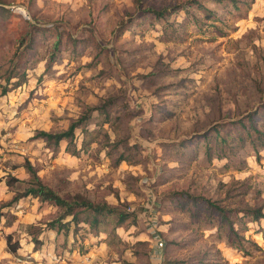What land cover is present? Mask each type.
I'll use <instances>...</instances> for the list:
<instances>
[{
	"label": "rangeland",
	"instance_id": "rangeland-1",
	"mask_svg": "<svg viewBox=\"0 0 264 264\" xmlns=\"http://www.w3.org/2000/svg\"><path fill=\"white\" fill-rule=\"evenodd\" d=\"M254 109L264 130V0H0V264H264ZM76 120L70 144L34 136ZM25 161L132 215L50 227L55 205L11 199Z\"/></svg>",
	"mask_w": 264,
	"mask_h": 264
},
{
	"label": "trees",
	"instance_id": "trees-1",
	"mask_svg": "<svg viewBox=\"0 0 264 264\" xmlns=\"http://www.w3.org/2000/svg\"><path fill=\"white\" fill-rule=\"evenodd\" d=\"M146 10L147 11L150 10L151 12L154 13V15L158 16V15H162L163 11H165L166 9L154 10L149 8ZM4 91L5 88L1 90V92ZM255 112H256L255 109L249 111L246 113V116L248 117L249 126L253 131L251 134H249V136H251L249 139V143L251 144L255 154H258V147L264 146V130L254 125L252 120L253 119L252 114ZM76 122L77 120L71 121L66 129L59 131L57 133L48 132L42 129L37 130L34 136H42L45 139L52 140L54 143L58 142L60 139H64L66 141V144H70L73 139V128L76 126ZM116 158L117 161L125 159L123 153H119ZM23 166L29 172L30 177L25 181L26 183L25 187L18 193H15L11 199L16 200L21 196L30 195L36 197L40 201H47L55 205L59 209V214L57 215L56 218H54V221H52L53 219L48 221L50 227L65 226L68 229L69 224H72L73 228H75L76 226H78L79 222H83L88 225L89 230L95 232L98 231L99 225L102 222H107L109 220V217L111 215L114 216V222L117 225L121 224L127 217L132 215L130 211H126L125 209H122L119 206L110 205L108 202L104 200L94 202L82 196L79 193H74L69 198L61 196L59 193L54 191L50 186L42 182L40 177L37 175L34 167L28 161H25ZM192 199L198 201L199 200L204 201V203L208 205L210 208L217 210L221 219L226 220V227H228L227 228L228 234L229 235L232 234L233 236H235L236 229H234L231 219H229L226 213L228 209L218 205L209 198H204V197L199 198L195 196L192 197ZM250 210H251L250 213L247 210L246 212L248 214H251L253 219H257L259 217H262L264 219V212L262 211V207L258 206ZM243 211H245V209H243ZM66 216H69V218L66 220H62V218ZM30 226L33 227V225ZM39 231L40 228L38 227L35 232L30 231L31 240L34 243V246H37L38 244L41 243V240L39 239V237H37ZM4 236H5L7 249L9 251H15L16 248L18 247L17 241L11 240L10 233L5 234ZM231 242H232L231 244L233 245V241ZM121 264H132V263H125V261H122Z\"/></svg>",
	"mask_w": 264,
	"mask_h": 264
},
{
	"label": "built area",
	"instance_id": "built-area-1",
	"mask_svg": "<svg viewBox=\"0 0 264 264\" xmlns=\"http://www.w3.org/2000/svg\"><path fill=\"white\" fill-rule=\"evenodd\" d=\"M153 244H154V248L155 249H159V248H161L162 247V245H163V241L161 240V239H156L154 242H153Z\"/></svg>",
	"mask_w": 264,
	"mask_h": 264
}]
</instances>
